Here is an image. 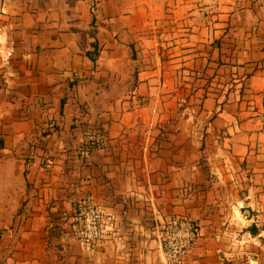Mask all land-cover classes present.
Wrapping results in <instances>:
<instances>
[{
    "label": "crops",
    "instance_id": "crops-1",
    "mask_svg": "<svg viewBox=\"0 0 264 264\" xmlns=\"http://www.w3.org/2000/svg\"><path fill=\"white\" fill-rule=\"evenodd\" d=\"M172 214L183 264H264V0H0V264H165Z\"/></svg>",
    "mask_w": 264,
    "mask_h": 264
},
{
    "label": "built area",
    "instance_id": "built-area-1",
    "mask_svg": "<svg viewBox=\"0 0 264 264\" xmlns=\"http://www.w3.org/2000/svg\"><path fill=\"white\" fill-rule=\"evenodd\" d=\"M6 54L9 56L11 51L7 50ZM83 145L88 151L101 148L105 145V136L97 130L88 133ZM119 223L117 214L91 195L72 202L68 228L83 252L90 253L100 242L117 238ZM198 236L199 230L192 218L180 214L170 215L158 231L165 264H183Z\"/></svg>",
    "mask_w": 264,
    "mask_h": 264
},
{
    "label": "rangeland",
    "instance_id": "rangeland-1",
    "mask_svg": "<svg viewBox=\"0 0 264 264\" xmlns=\"http://www.w3.org/2000/svg\"><path fill=\"white\" fill-rule=\"evenodd\" d=\"M189 87V86H188Z\"/></svg>",
    "mask_w": 264,
    "mask_h": 264
}]
</instances>
